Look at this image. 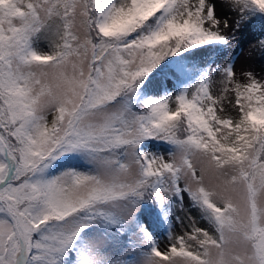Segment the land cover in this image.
Returning a JSON list of instances; mask_svg holds the SVG:
<instances>
[{
	"label": "snow or ice",
	"instance_id": "obj_1",
	"mask_svg": "<svg viewBox=\"0 0 264 264\" xmlns=\"http://www.w3.org/2000/svg\"><path fill=\"white\" fill-rule=\"evenodd\" d=\"M256 22L264 0H0V264H264V74L224 58Z\"/></svg>",
	"mask_w": 264,
	"mask_h": 264
},
{
	"label": "rangeland",
	"instance_id": "obj_2",
	"mask_svg": "<svg viewBox=\"0 0 264 264\" xmlns=\"http://www.w3.org/2000/svg\"><path fill=\"white\" fill-rule=\"evenodd\" d=\"M236 17H233V20ZM231 33V31H230ZM229 33V34H230ZM260 39L258 35L249 34L246 36H239L237 39L232 41L231 46L226 50L225 59L232 58L235 62V69L239 74L241 69H251L254 74L260 76L264 74V50L260 48ZM159 151V149H153ZM163 232V228L159 229ZM177 233L179 229H176ZM163 242V237H161Z\"/></svg>",
	"mask_w": 264,
	"mask_h": 264
},
{
	"label": "trees",
	"instance_id": "obj_3",
	"mask_svg": "<svg viewBox=\"0 0 264 264\" xmlns=\"http://www.w3.org/2000/svg\"><path fill=\"white\" fill-rule=\"evenodd\" d=\"M249 34L253 35V39L255 38V35H258L260 39L264 40V29L260 27V24L258 22L251 23L247 26L241 25L238 31L230 33V35H234L235 39H237L241 35L246 36ZM145 216L147 217L148 220L155 221L154 209L152 208L145 209ZM153 226L156 227L155 223L153 224Z\"/></svg>",
	"mask_w": 264,
	"mask_h": 264
}]
</instances>
